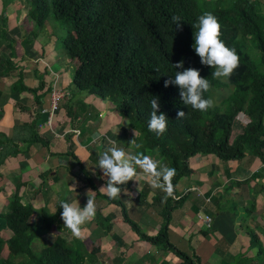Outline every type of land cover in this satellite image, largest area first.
<instances>
[{
    "label": "trees",
    "instance_id": "16d2710c",
    "mask_svg": "<svg viewBox=\"0 0 264 264\" xmlns=\"http://www.w3.org/2000/svg\"><path fill=\"white\" fill-rule=\"evenodd\" d=\"M25 1L29 6L25 22L31 29L22 32L26 34V37L21 36L22 44H31L39 36L50 14L56 21L67 22L61 44L68 60L75 64L72 87L110 102L121 118L129 120L127 127L136 131L141 145L137 151L156 156L176 169L173 196L167 197L163 204L161 200L166 195L163 191L154 198L160 205L162 218L157 234L151 236L142 231L138 223L128 217L124 205L116 202L122 221L140 241L171 251L181 264H202L201 256L194 253L193 248L187 254L169 240L171 213L182 205L186 196L177 192L176 185L193 173L189 162L197 155H212L223 163L244 158L264 162L262 0ZM205 11L218 18L222 25L221 39L239 56L238 67L225 81L212 76L215 69L202 65L193 47L197 18ZM173 15L183 20L180 30L172 22ZM1 17L0 40H7V47L12 48L14 38H7L8 17ZM181 60L184 68L199 69L201 77L209 80L211 87L204 93L205 98H211L214 89H228L219 103L206 112L183 104L178 86H164L165 80L174 79L175 72L182 70L174 66ZM0 69V75L7 76L16 66L10 58L0 55ZM22 77L20 73L17 82L22 85L20 89L32 93L39 104L42 94L37 91L45 82L39 80L38 85L31 88L23 84ZM153 96L159 97L160 111L168 117L167 131L160 136L148 130ZM179 110L185 111L184 118H176ZM241 115L247 116L248 121L243 132L232 137ZM3 137L0 135V164L7 158L4 151L7 137ZM18 190L19 187L5 211L0 213L6 227V232L0 231V264H85L89 259V264L96 262V247L88 253L84 244L75 239L51 238L49 233L56 227L57 212L41 211V220L32 221L36 210L31 204L21 203ZM245 223L243 227L250 235L249 250H257L255 258L245 257V260L248 264H257L256 259L264 256V247L255 229ZM46 237H50L49 242ZM37 242H42V247L34 246ZM4 248L8 250L6 257L1 255Z\"/></svg>",
    "mask_w": 264,
    "mask_h": 264
},
{
    "label": "crops",
    "instance_id": "0c3cea01",
    "mask_svg": "<svg viewBox=\"0 0 264 264\" xmlns=\"http://www.w3.org/2000/svg\"><path fill=\"white\" fill-rule=\"evenodd\" d=\"M8 22L10 30L18 23L17 18L14 23L8 18ZM19 36L20 40L14 39L7 52L0 51V55L10 58L16 66L7 76L0 75V135L7 137L4 150L7 158L0 164V213L5 211L19 187L21 203L31 204L36 210L32 221L41 220V211L58 213L56 227L49 233L51 237L60 236L66 241L93 238L96 243L98 238L107 236L108 241L102 245L106 246L104 253L100 242L94 247L96 256L102 253L109 264L168 263L169 254H162L159 248L140 241L129 231L122 221L119 207L114 204H123L128 217L137 222L142 231L153 236L162 225L160 205L154 201L162 190L151 188L141 178L138 182L128 181L120 185V196L109 199L106 195L107 177L98 167L99 156L109 146L108 138L126 152H136L131 142L135 140L139 144L136 131L121 125L122 118L107 100L92 94L83 100L74 98L69 80L61 78L52 69L54 50L51 44L48 43L49 47L44 51L32 54V47L23 45L22 35ZM38 37L31 43L36 44L40 40ZM20 73H23V84L31 88L39 83L37 73L44 75L41 80L45 86L37 91L42 94L39 104L34 101L32 93L20 89L22 85L17 84ZM54 88L65 95L48 123L50 93ZM102 133L104 135L98 140L97 136ZM150 157L169 167L166 161ZM189 164L193 173L176 185L177 192L181 196L186 193V196L182 205L173 210L178 211L176 218L173 215L170 219L169 240L187 254L193 248L194 253L201 256L202 264H229L237 258L238 262L243 259L241 264H248L245 257L255 258L257 250H249L250 235L243 227V220L252 230L255 229L260 240L264 238V162L244 158L223 163L212 155H197ZM73 185L75 192L71 189ZM87 195L95 200L96 215L82 227V237L75 238L63 226L60 202H78L83 207ZM224 205L236 209L243 207L244 213L237 210L242 213L238 216L230 209L227 212ZM201 212L209 222L212 221L211 225L200 218ZM99 220L108 221V234ZM0 231L6 232L1 220ZM262 245L264 247L263 242ZM107 249L115 250V254L107 256ZM147 253H151L148 258ZM173 258L176 261V257ZM262 258V261L261 257L256 259L257 264H264V256ZM177 262L181 264L179 258Z\"/></svg>",
    "mask_w": 264,
    "mask_h": 264
},
{
    "label": "clouds",
    "instance_id": "9594fccd",
    "mask_svg": "<svg viewBox=\"0 0 264 264\" xmlns=\"http://www.w3.org/2000/svg\"><path fill=\"white\" fill-rule=\"evenodd\" d=\"M177 30L181 29L182 18L178 15L171 17ZM195 25L197 31L194 34V50L200 58L202 65L210 66L215 69L212 76L217 79L227 80L233 71L239 65V56L234 48L226 46L221 39L222 25L218 18L211 12L205 11L197 18ZM176 69H182L175 72L174 79L164 81V86L174 84L179 87V96L183 104L190 105L193 109L206 112L213 107L214 101L211 98H205L204 93L208 92L211 85L208 79L201 77L200 70L183 67V60L177 62ZM151 112L148 123V130L154 132L157 136L167 131L168 117L160 111V99L153 96L150 100ZM185 111H177L176 118H184ZM97 136L99 140L101 136ZM136 149L141 145L135 140L131 141ZM109 145L99 156L98 167L107 177L106 195L109 199L115 200L120 196L122 188L120 185L128 181L145 179L153 189H160L166 195L161 203H166L167 197L174 194L173 178L176 175V169L163 165L160 161L145 155L141 151L134 153L126 152L123 148L117 146L114 140L107 139ZM137 169L140 171L138 172ZM75 192V186H71ZM88 196V195H87ZM63 220V226L68 228L75 238L82 237V227L91 222L96 215L97 206L93 197L88 196L86 204L81 207L79 203L60 202Z\"/></svg>",
    "mask_w": 264,
    "mask_h": 264
},
{
    "label": "rangeland",
    "instance_id": "374dc122",
    "mask_svg": "<svg viewBox=\"0 0 264 264\" xmlns=\"http://www.w3.org/2000/svg\"><path fill=\"white\" fill-rule=\"evenodd\" d=\"M262 2L264 4V0H262ZM4 3L5 4H3V6H2V0H0V23L2 22L1 21L2 17L1 16H3V15L9 18L10 23H14L15 18H17L18 23H17L16 26L13 27V29L9 30V32L7 33V38H14L18 42L20 40V36L19 35L21 34L23 37H26V34L22 33V32L23 31L24 32H28L31 29V26L27 25V23L25 22L26 21V14H27L26 11H27V8L29 7L28 3L25 0H4ZM1 10H5V12L1 13ZM8 23L9 22H7V25H8ZM0 28H1V25H0ZM67 28H68V23L67 22L56 21L53 18H51V14H50V17L45 22V25H44V28L42 29V32L39 33L38 39H40V40H38L36 42V44L31 43L32 45L31 44H29V45L32 47L31 49H33L32 50L33 51L32 54H34V53H37V52L39 53L41 51H44V48H48L49 47L48 43L51 44L52 49L54 50V56L52 57L53 63L51 64L52 65V69L61 78L64 77L65 79L69 80V82H68L69 83V89L72 90V91L74 90L73 91L74 92V98H78V99L83 100L85 96H86L85 97V99H86L87 96H89L90 94H88L86 92H83V91L75 90L72 87V85H71V77H72V74H73V72L75 70V64L71 63L70 60L67 59V56L65 55V52H64V49H63V46L61 44V39L65 36ZM14 39H12L13 42H14ZM7 44H8L7 40H3V39L0 40V51L7 52L8 51ZM26 55H27V53H26ZM29 60L30 59L27 58V62H30ZM42 76H44V75L43 74L39 75L37 73V77L36 78L38 80H41ZM221 80H223V79H221ZM223 81H225V80H223ZM227 92H228V89L224 88V87L220 88L219 90H215L214 89V91H213V93L211 95V99L214 101V105L218 104L220 99L223 96H225L227 94ZM93 96H95V95H93ZM239 118H240L239 120L237 119L238 120V125H237L236 122H234V123H236L237 128H236V126H234V128H236V129H233L232 137H234L237 134H240L241 132H243L244 126L246 125V123L248 121V117L245 116V115H241ZM121 120H122L121 125L123 127L129 126V120L127 118L123 117ZM198 194H200V193L198 192ZM98 201L102 202V199H99ZM185 206H187V204H184V207ZM223 209L225 211H227V212L234 211V212L237 213L238 216H242V213H244L243 207L239 208V209H236V208H232L229 205H226V206L224 205ZM229 209H230V211H229ZM237 210L242 212V213L238 212ZM177 211L178 210H176L175 212L172 211L171 217L173 215L174 216L177 215ZM175 218H176V216H175ZM200 218L203 221H205L206 223L208 222V226L211 225L212 221L211 222H209L210 220L206 221L205 220V215H204L203 212H201ZM100 225L102 226V228H104L106 230L105 234H108L109 233V223H108V221L106 222L105 220H102V221H100ZM243 225L245 226L246 223L243 222ZM52 237L54 238L53 235H52ZM47 238L50 239V237H46V241L49 242L50 240H48ZM92 239L93 238H87V239H80V240H77V241L81 242L82 244H84V247L87 248L88 253H91L90 250H91L92 246L94 247L96 244H98L97 242H100L101 252L104 253L103 251H105V247L106 246H102V245L105 244L106 241H108V237L107 236H102V237L98 238V240H96V243L94 242V239L93 240ZM261 240H262V242L264 244V238L263 237L261 238ZM92 241L95 244L92 243ZM34 246L40 248V247H42V242H37L36 244H34ZM97 247L99 248V246H97ZM155 247H157V246H155ZM157 248H159V247H157ZM158 250L162 254H164V253L165 254H169V258L167 259L168 263L165 262V264H179L177 262L178 257L176 255H174L171 251L162 250V249H158ZM106 252H107V256H109V257L111 255L115 254V250L111 251L110 249H107ZM102 253L100 254V256H102V258L100 256H97L98 257V261L94 262L93 264H109L108 263V259L106 257H103ZM149 254H151V253H147L146 258L149 257ZM1 255L3 257H6L8 255V250L6 248H4V250L1 252ZM173 256L176 257V261L174 260ZM171 259H172V261H171ZM262 259L263 258L261 256L260 261H262ZM89 262H90V259L88 260V262H85V264H89ZM240 262H242V260L238 262V258H237L234 261H230L229 264L230 263L231 264H238Z\"/></svg>",
    "mask_w": 264,
    "mask_h": 264
},
{
    "label": "built area",
    "instance_id": "2783aa9c",
    "mask_svg": "<svg viewBox=\"0 0 264 264\" xmlns=\"http://www.w3.org/2000/svg\"><path fill=\"white\" fill-rule=\"evenodd\" d=\"M65 93L62 92L61 90L58 89H52L51 93H50V103H49V119H48V123H50L51 121V117L52 115L58 110L59 105H60V101L62 100V98L64 97ZM208 201V199H207ZM206 221L209 220L208 217L205 218Z\"/></svg>",
    "mask_w": 264,
    "mask_h": 264
}]
</instances>
